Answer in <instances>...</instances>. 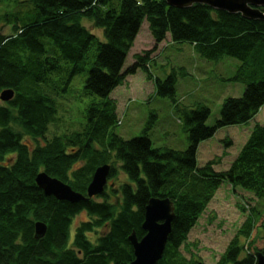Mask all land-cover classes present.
Here are the masks:
<instances>
[{
  "label": "trees",
  "instance_id": "obj_1",
  "mask_svg": "<svg viewBox=\"0 0 264 264\" xmlns=\"http://www.w3.org/2000/svg\"><path fill=\"white\" fill-rule=\"evenodd\" d=\"M19 4L21 10L0 16V94L15 91L13 100L0 104V264H129L135 259L129 236L135 231L142 239L146 234L142 224L153 197L170 198L176 215L158 264H185L179 249L223 183L264 198V126L255 125L227 170L216 171L214 160L202 166L197 160L201 142L222 128L248 124L264 108V22L201 4L176 8L165 0H121L118 7L113 0ZM84 20L102 29L105 41ZM145 21L154 46L136 54L125 68ZM4 22L12 28L10 35L2 32ZM168 35L173 42L191 44L204 59H238L234 79L245 84L242 97L224 101L213 126L206 124L211 115L207 106L183 110L189 134L185 150L154 148L147 131L131 140L116 133L119 117L111 94L139 70L153 80L158 96L177 103V74L162 80L149 68ZM93 49L95 61L84 89L96 99L86 109V123L81 130L49 139L59 113L56 97L68 93ZM65 65L72 68L69 74ZM104 164L111 165L110 178H117L120 169L130 181L112 189L114 201L105 192L99 196L102 201L73 204L47 196L36 183L44 171L86 195L95 170ZM83 211L90 220L72 235L74 218ZM262 216L248 218L217 264H257L264 249L255 246L252 235ZM39 221L48 225V232L37 240ZM98 230L103 233L93 243L88 234Z\"/></svg>",
  "mask_w": 264,
  "mask_h": 264
},
{
  "label": "rangeland",
  "instance_id": "obj_2",
  "mask_svg": "<svg viewBox=\"0 0 264 264\" xmlns=\"http://www.w3.org/2000/svg\"><path fill=\"white\" fill-rule=\"evenodd\" d=\"M27 1L29 0H0V16L21 10L23 7L19 2ZM113 1L117 7L121 3V0ZM83 24L101 41H105L103 30L95 28L92 21L84 20ZM2 32L10 35L11 26L2 23ZM152 41L149 24L145 21L125 67L130 65L135 53L153 48ZM95 55L96 50L93 49L84 71L74 77L68 93L56 97L59 113L57 122L50 126L47 135L49 139L81 130L85 125L86 109L96 99L88 96L84 89ZM152 58L149 66L153 77L164 80L173 72L177 74V103L170 97L158 96L153 80H149L145 72L139 70L136 74L127 76L124 84L111 94L117 102V114L122 121L116 128V133L125 140L139 137L147 131L152 147L185 150L189 146V134L183 110L195 108L200 104L207 106L211 115L206 124L213 126L220 117L224 101L227 98H240L245 92V84L234 79L241 65L236 58L225 56L220 61L204 59L195 53L191 44L173 42L169 35L159 44ZM65 67L66 73L69 74L71 66ZM0 104H3L1 100ZM256 124L264 126V108L248 124L222 128L214 137L201 142L197 151L198 165L202 166L214 160L216 171L227 170L246 144L248 134ZM16 129L21 130L17 127ZM228 140L231 144L226 145ZM119 166L120 164H117V167ZM118 172L117 178L109 177L105 190L110 194L112 201L115 200L112 189H119L122 184L130 182L120 169ZM96 200L102 201L103 198L96 196ZM261 214L262 219L252 235L258 249H264V198L257 199L251 192L241 188L234 190L229 184L223 183L179 249L184 263L217 264L248 218L257 220ZM88 220L90 217L85 211L78 214L72 224V235L82 222ZM102 233L103 230H98L88 236L96 243ZM240 243L245 247L246 239L241 237ZM245 249L242 257L248 251L247 247Z\"/></svg>",
  "mask_w": 264,
  "mask_h": 264
},
{
  "label": "water",
  "instance_id": "obj_3",
  "mask_svg": "<svg viewBox=\"0 0 264 264\" xmlns=\"http://www.w3.org/2000/svg\"><path fill=\"white\" fill-rule=\"evenodd\" d=\"M169 6L190 8L201 4L217 11L229 14H240L243 18L264 22V0H165ZM15 97L13 89L4 90L0 100L8 103ZM111 174V165L99 166L87 188V195L74 190L71 185L51 177L42 171L36 178V183L47 196H54L60 201L73 204L87 201L105 192ZM175 204L170 198L153 197L145 210L142 229L146 232L142 239L132 232L129 241L134 249L135 259L129 264H158L163 259L172 224L175 219ZM48 232V225L42 221L35 224V238L43 239ZM197 264H203L198 262ZM257 264H264V254H257Z\"/></svg>",
  "mask_w": 264,
  "mask_h": 264
},
{
  "label": "crops",
  "instance_id": "obj_4",
  "mask_svg": "<svg viewBox=\"0 0 264 264\" xmlns=\"http://www.w3.org/2000/svg\"><path fill=\"white\" fill-rule=\"evenodd\" d=\"M140 31H141V30H140ZM138 36H139V34H138ZM138 36H137V37H138ZM136 39H137V38H136ZM153 41H154V39H153ZM153 41H152V43H154ZM139 53H141V52L135 53L134 55L139 54ZM134 55H133V56H134ZM133 61H134V60H133V58H132V62H131V63H133ZM251 132H252V131H251ZM251 132L248 134V137H247V139H246V142H247V140L249 139V136H250ZM246 142H245V143H246ZM245 143H244V144H245Z\"/></svg>",
  "mask_w": 264,
  "mask_h": 264
}]
</instances>
